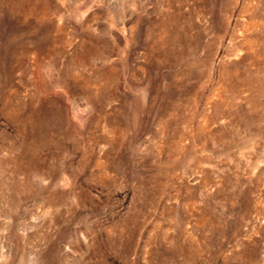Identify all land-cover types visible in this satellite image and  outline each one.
<instances>
[{
    "label": "rangeland",
    "instance_id": "374dc122",
    "mask_svg": "<svg viewBox=\"0 0 264 264\" xmlns=\"http://www.w3.org/2000/svg\"><path fill=\"white\" fill-rule=\"evenodd\" d=\"M0 264H264V0H0Z\"/></svg>",
    "mask_w": 264,
    "mask_h": 264
}]
</instances>
